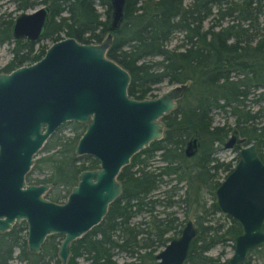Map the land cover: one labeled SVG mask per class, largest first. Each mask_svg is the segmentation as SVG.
I'll list each match as a JSON object with an SVG mask.
<instances>
[{"label":"trees","instance_id":"obj_1","mask_svg":"<svg viewBox=\"0 0 264 264\" xmlns=\"http://www.w3.org/2000/svg\"><path fill=\"white\" fill-rule=\"evenodd\" d=\"M98 2L103 12L95 7ZM19 9L32 8L38 3L49 8V21L42 38L52 41L72 36L81 42H100L110 31L109 0H15ZM66 12L67 15L63 13ZM264 0H126L123 20L112 31L107 55L125 67L130 74L129 96L142 99L155 97L154 86L162 81L185 83L177 106L163 117L164 135L152 140L136 152L124 165L118 179L122 192L109 204L102 220L72 241L67 264H158L159 247L173 237L169 231L181 232V222L174 211L163 215L154 212L164 200L165 206L184 203L185 217L194 212L197 234L191 240L183 264H217V256L207 252L217 244L232 241L240 231L239 224L223 213L215 197V188L233 168L230 161L220 160L217 149L233 128L244 143L255 142L264 159ZM210 19L209 24L205 21ZM14 18L0 16V43L14 41L12 58L0 69L13 68L38 60L46 46L35 48L38 41L13 38ZM180 32V42L169 47V40ZM252 97V98H251ZM257 104L254 109L248 100ZM229 111L234 125L227 121L213 124L212 110ZM72 134H58L60 126L41 149L44 155L26 174L29 183L51 182L65 193L47 194L61 201L77 183L83 169L96 168L99 162L91 155H76L77 139L85 125L78 121ZM196 137V152L187 156L184 148ZM240 144L234 148L239 149ZM159 151L163 164L151 165ZM237 161V156H236ZM33 171L42 172L40 178ZM223 173V174H222ZM165 176L169 177L165 179ZM176 182L162 191L163 197H152L164 182ZM186 188L173 198L177 183ZM60 189V190H61ZM145 213V215H143ZM147 213V214H146ZM229 217L220 222L216 214ZM139 215H143L139 217ZM139 217V218H137ZM186 220V221H187ZM27 225L24 220L0 233V264H11L16 257L25 264H59L57 254L62 234L46 237L37 253L30 252L26 243ZM125 252L131 259L119 262L115 253ZM264 264V244L254 248ZM82 262H81V260ZM246 259L241 264H249ZM222 264H228L224 260Z\"/></svg>","mask_w":264,"mask_h":264},{"label":"water","instance_id":"obj_2","mask_svg":"<svg viewBox=\"0 0 264 264\" xmlns=\"http://www.w3.org/2000/svg\"><path fill=\"white\" fill-rule=\"evenodd\" d=\"M109 32L100 42L65 36L50 43L38 60L0 72V231L25 220L26 243L37 253L49 234H62L59 264H67L73 240L99 223L122 192L118 179L131 157L164 135L162 117L177 106L185 83H175L155 97L129 96L128 70L107 55L112 31L120 26L126 0H109ZM49 21L46 4L21 11L12 24L13 38L37 41ZM67 121L85 128L76 155L96 158L99 166L83 169L63 202L44 196L50 182L27 183L26 174L46 139ZM240 144L233 168L215 188L219 209L240 231L228 264L242 263L264 244V159L255 142L244 143L233 128L224 147ZM196 137L184 151L196 152ZM197 234L192 219L155 254L158 264H183Z\"/></svg>","mask_w":264,"mask_h":264},{"label":"rangeland","instance_id":"obj_3","mask_svg":"<svg viewBox=\"0 0 264 264\" xmlns=\"http://www.w3.org/2000/svg\"><path fill=\"white\" fill-rule=\"evenodd\" d=\"M188 1L189 0H185V2H188ZM41 4L42 3H38L34 7L39 6ZM95 7L97 8V10L99 12H103V10H104V6L100 5L98 2L95 3ZM30 9L31 8L19 9L17 7L16 3H15V0H0V16H2L3 18H7V19L8 18H15V16H17L21 11L30 10ZM63 14L67 15L66 12H64ZM260 20L264 23V16H262ZM209 21H210V19L206 20L204 24L208 25ZM60 35L62 37H65L64 36L65 34L63 32L60 33ZM181 36H182V34L180 32H176L175 35L169 40L168 46L172 47V46L176 45L178 42H180L181 41L180 40ZM52 42L53 41L50 38L38 39V41L35 43V48H37L40 45H44L47 48V46L50 43H52ZM13 46H14L13 39H11L9 42L0 43V69L12 58L13 53H12L11 49H12ZM2 71L3 70H1L0 72H2ZM174 84L175 83H171V84L167 83V81L164 80V81L156 84L154 86L152 92L159 95L163 91H165L166 89H168L171 86H173ZM247 102L252 108H254V109L257 108V104H255L252 101V99H249ZM260 104L264 107V102L263 101H261ZM212 116H213V124L223 123V122L227 121L229 124L234 125V116H232L229 111L213 109L212 110ZM261 120H262L261 123H264V117H262ZM73 125L74 124H71V121L65 122L64 124H62L60 126V131H58V134H66V135L72 134ZM52 135H50L48 138L51 139ZM44 154H45V152L42 149H40L38 151V153L36 154L35 158H38V157H40V156H42ZM215 155L220 160L230 161L231 164L234 166L235 163H236V156L238 155V149H236L234 147H224L223 144H221V146L217 149ZM150 163H151L152 166L156 165V164H163V161L160 159V156H159V151H157L155 153L154 157L151 158ZM44 173H45L44 171H42V172L33 171L31 173V176L34 177V178H36V177L40 178V177H42L44 175ZM168 178L169 177L165 176V179H168ZM26 182L29 183L27 180H26ZM175 182H176L175 177H173L172 181L164 182L159 189L154 191L152 197L159 196L160 198H162L163 197L162 191L164 189L170 187L172 185V183H175ZM177 185H178V188L176 190L177 194H175L173 196V198H177L179 194H182L184 192V190L186 188V182L185 181H181V182L177 183ZM60 189L61 188L59 186L55 187V186L52 185L49 190L45 191L44 196L50 199L49 195H47L50 192V190H52V192L53 191L54 192H61L62 194H64L65 193L64 189H61V190ZM62 199H65V198H62ZM161 200H162L161 202H158L155 205L154 212H157L160 215H163L164 212L167 211V210L174 211V213L178 217V221L181 222V226H178L177 228H179V227L182 228L184 223L187 220V218L185 217L186 215H185V213L183 211L184 203H181L180 205H178L177 202H176V204H172L170 206H165L164 205V200L163 199H161ZM193 213H194L193 211L190 212L188 218H191V219L194 220ZM143 215H145V213H143ZM143 215H139V217H141ZM139 217H137V218H139ZM216 217L219 219L220 222H228L229 221V217H226L225 215H222L220 213H217ZM179 234H180V232L179 233H176V232H173V231H169L168 232V235L169 236L172 235L173 237L177 236ZM161 248L162 247H159V250ZM220 251H222V254H221L219 262L217 264H222L224 260H227L231 256V254L233 252V242L232 241H227L226 243H223V244H221V243L217 244V245L211 247L210 250L207 253L209 255H212V256H217ZM17 252H18V250L15 249V251H14V254H15L14 256L15 257H13L11 259L10 263L11 264H25L24 261H22L18 257H16V253ZM115 258L119 262H121L123 260L131 259L129 256L126 255L125 252H122V251L115 253ZM81 262H82V260H81ZM250 263L251 264H261V258L258 257L257 253H252L251 258H250Z\"/></svg>","mask_w":264,"mask_h":264},{"label":"flooded vegetation","instance_id":"obj_4","mask_svg":"<svg viewBox=\"0 0 264 264\" xmlns=\"http://www.w3.org/2000/svg\"><path fill=\"white\" fill-rule=\"evenodd\" d=\"M232 147H234V146H232ZM98 166H99V165H98ZM25 179H26V178H25ZM40 183H44V182H40ZM50 183H51V182H50ZM36 184H37V183H36ZM51 186H52V183H51ZM49 189H50V188H49ZM49 189H48V190H49ZM64 191H65V190H64ZM69 191H70V190H69ZM69 191L67 192V194L69 193ZM67 194H66L65 197H64L65 199H66V197H67ZM50 199H51V198H50ZM65 199H61V201H56V202H63ZM51 200H52V199H51ZM53 201H54V200H53ZM223 213H224V212H223ZM192 220H193V219H192ZM24 221H25V220H24ZM193 223H194V222H193ZM184 224H185V223H184ZM11 228H12V227H11ZM11 228H9V229H7V230H4V231H0V233H2V232H6V231L10 230ZM26 230H27V229H26ZM49 235H50V234H49ZM47 236H48V235H47ZM45 239H46V238H45ZM262 245H263V244H262ZM260 246H261V245H260ZM255 248H256V247H255ZM253 250H254V248L251 250L250 254L246 257V259H249V261H248L249 264H251V263H250V258H251V255H252V253H253V252H252ZM246 259H245V260H246ZM245 260H244V261H245ZM244 261H243V262H244ZM239 264H241V263H239Z\"/></svg>","mask_w":264,"mask_h":264}]
</instances>
